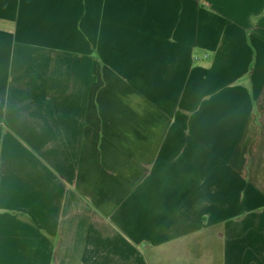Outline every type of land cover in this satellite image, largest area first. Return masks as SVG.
Returning <instances> with one entry per match:
<instances>
[{
  "label": "crops",
  "instance_id": "obj_1",
  "mask_svg": "<svg viewBox=\"0 0 264 264\" xmlns=\"http://www.w3.org/2000/svg\"><path fill=\"white\" fill-rule=\"evenodd\" d=\"M264 0H0V264H264Z\"/></svg>",
  "mask_w": 264,
  "mask_h": 264
},
{
  "label": "rangeland",
  "instance_id": "obj_2",
  "mask_svg": "<svg viewBox=\"0 0 264 264\" xmlns=\"http://www.w3.org/2000/svg\"><path fill=\"white\" fill-rule=\"evenodd\" d=\"M264 137V98L256 104L250 127L248 128L244 141H259Z\"/></svg>",
  "mask_w": 264,
  "mask_h": 264
}]
</instances>
